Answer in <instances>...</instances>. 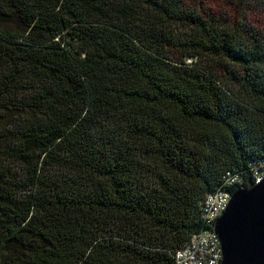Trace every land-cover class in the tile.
<instances>
[{
	"label": "trees",
	"instance_id": "1",
	"mask_svg": "<svg viewBox=\"0 0 264 264\" xmlns=\"http://www.w3.org/2000/svg\"><path fill=\"white\" fill-rule=\"evenodd\" d=\"M221 1L0 0V264H175L249 182L264 0Z\"/></svg>",
	"mask_w": 264,
	"mask_h": 264
},
{
	"label": "water",
	"instance_id": "2",
	"mask_svg": "<svg viewBox=\"0 0 264 264\" xmlns=\"http://www.w3.org/2000/svg\"><path fill=\"white\" fill-rule=\"evenodd\" d=\"M219 264H264V179L237 189L216 219Z\"/></svg>",
	"mask_w": 264,
	"mask_h": 264
},
{
	"label": "built area",
	"instance_id": "3",
	"mask_svg": "<svg viewBox=\"0 0 264 264\" xmlns=\"http://www.w3.org/2000/svg\"><path fill=\"white\" fill-rule=\"evenodd\" d=\"M264 179V161L251 164L252 185L260 183ZM222 185L231 189L218 190L206 195L201 211L200 220L203 227L193 234L187 243L174 254L175 264H219L222 259L219 239L213 230L216 219L226 208L231 195L240 188L245 187L243 177L236 172L227 171L222 177ZM247 182L246 184H248Z\"/></svg>",
	"mask_w": 264,
	"mask_h": 264
},
{
	"label": "rangeland",
	"instance_id": "4",
	"mask_svg": "<svg viewBox=\"0 0 264 264\" xmlns=\"http://www.w3.org/2000/svg\"><path fill=\"white\" fill-rule=\"evenodd\" d=\"M207 6L214 10L226 11L230 13L231 11L222 3L221 0H206ZM248 16L252 23L256 26L264 28V11L262 9L252 8L248 10Z\"/></svg>",
	"mask_w": 264,
	"mask_h": 264
}]
</instances>
